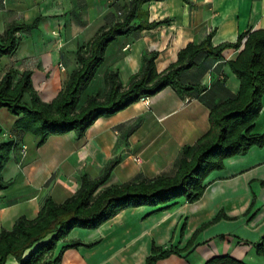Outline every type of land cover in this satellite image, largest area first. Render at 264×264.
Wrapping results in <instances>:
<instances>
[{"label": "crops", "instance_id": "1", "mask_svg": "<svg viewBox=\"0 0 264 264\" xmlns=\"http://www.w3.org/2000/svg\"><path fill=\"white\" fill-rule=\"evenodd\" d=\"M130 2L0 0V36L9 26L27 27L15 33L14 53L0 58V81L11 72L14 86L28 73L39 102L49 104L78 68L77 49L101 27L121 21ZM130 24V32L106 47L79 106L90 95L106 93L109 72L117 75L120 91L126 90L145 56L155 55L160 74L188 45L200 46L209 36L216 48L263 30L264 0L150 1L138 5ZM244 40L239 49L226 48L219 58L197 56L194 66L180 74V85L201 91L179 94L166 87L113 116L96 119L80 138L70 132L38 145L39 138L15 129L22 115L0 107V145L11 144L0 172L7 184L0 190V233L10 232L20 218L33 221L47 200L63 203L74 196L83 175L95 180L111 164L102 187L171 174L181 148L208 131L209 109L237 95L239 83L229 63ZM22 101L29 103L28 96ZM253 133H264V95ZM204 185L201 198L192 204L179 199L162 211L126 209L94 230L74 229L47 260L76 244L62 252L59 264H144L152 248L178 252L154 264H205L217 256L264 264L254 251L264 236V146L225 160ZM4 264L19 263L7 257Z\"/></svg>", "mask_w": 264, "mask_h": 264}, {"label": "trees", "instance_id": "2", "mask_svg": "<svg viewBox=\"0 0 264 264\" xmlns=\"http://www.w3.org/2000/svg\"><path fill=\"white\" fill-rule=\"evenodd\" d=\"M150 1L162 0H131L121 21L109 28L101 27L86 46L77 49L78 68L49 104L37 99L30 74H23L13 86V75L7 73L0 81V107L6 108L13 116L22 115L15 123V129L39 138L38 145L50 136L70 132L80 138L96 119L113 116L166 87L179 94L195 89L201 91L180 85V74L194 66L197 56L219 58L226 48L239 49L245 39L236 59L229 63L230 71L239 83L237 95L209 109L208 131L193 145L181 148L171 174L102 187L114 167L111 164L95 180L83 175L79 189L63 203L54 204L47 200L33 221L18 219L10 232L0 233V264H4L7 257L19 264H59L62 252L76 244L63 248L51 261L47 260L48 256L72 230H94L126 209L149 207L162 211L179 199L192 204L201 198L205 178L211 172L221 170L225 160L243 156L252 147L264 146V133H253L264 95V29L242 35L232 45L212 48L210 36L200 46L188 45L178 53L177 61L160 74L155 71V55L145 56L138 75L126 90L120 91L117 75L109 72L104 78L109 85L106 93L90 95L79 106L82 93L103 61L106 47L130 32L138 5ZM23 29L27 27L9 26L0 36V58L14 53L17 47L15 33ZM24 96H28L29 103L22 101ZM10 148L11 144L0 145V172ZM6 187L0 176V190ZM29 250L31 252L24 257ZM254 251L264 260V236L254 245ZM176 253V250L152 248L144 264H154ZM205 264L244 263L228 256H217Z\"/></svg>", "mask_w": 264, "mask_h": 264}, {"label": "built area", "instance_id": "3", "mask_svg": "<svg viewBox=\"0 0 264 264\" xmlns=\"http://www.w3.org/2000/svg\"><path fill=\"white\" fill-rule=\"evenodd\" d=\"M20 152L23 154V153L25 152V147H21ZM135 162L139 163V159L136 158V159H135Z\"/></svg>", "mask_w": 264, "mask_h": 264}]
</instances>
